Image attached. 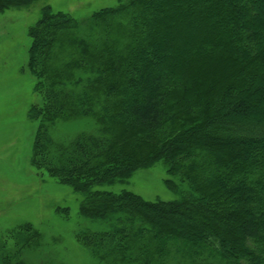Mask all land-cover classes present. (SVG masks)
I'll list each match as a JSON object with an SVG mask.
<instances>
[{
  "label": "trees",
  "instance_id": "16d2710c",
  "mask_svg": "<svg viewBox=\"0 0 264 264\" xmlns=\"http://www.w3.org/2000/svg\"><path fill=\"white\" fill-rule=\"evenodd\" d=\"M28 35L36 167L82 192L158 159L178 181L168 201L87 193L79 214L104 227L76 235L99 264H264V0H117L79 18L44 5ZM8 232L0 264H28L44 234Z\"/></svg>",
  "mask_w": 264,
  "mask_h": 264
},
{
  "label": "rangeland",
  "instance_id": "374dc122",
  "mask_svg": "<svg viewBox=\"0 0 264 264\" xmlns=\"http://www.w3.org/2000/svg\"><path fill=\"white\" fill-rule=\"evenodd\" d=\"M116 3L117 0H34L26 7L0 10V255L16 249L8 231L29 222L42 231L44 241L27 253L28 264H99L96 253L84 247L76 235L80 228L104 227L79 214L80 202L88 192L125 190L146 201L179 198L166 183L174 178L162 159L138 167L124 183L93 185L88 192L59 182L31 160L39 120H29L27 114L32 105H42L43 90L37 88L38 80L29 67V27L40 17L44 5L79 18ZM91 122L80 118L72 124L89 127Z\"/></svg>",
  "mask_w": 264,
  "mask_h": 264
}]
</instances>
